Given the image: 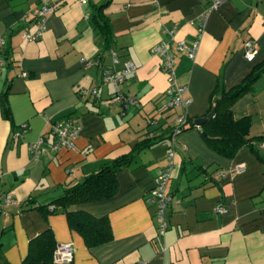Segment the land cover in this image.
<instances>
[{
	"label": "crops",
	"instance_id": "crops-1",
	"mask_svg": "<svg viewBox=\"0 0 264 264\" xmlns=\"http://www.w3.org/2000/svg\"><path fill=\"white\" fill-rule=\"evenodd\" d=\"M39 1L0 0V101L8 111L4 116L0 108V264H18L28 239L45 227L55 243H72L69 264H264L263 159L246 144L224 156L196 126L134 149L144 136L165 135L182 109L163 105L167 81L162 55L152 46L165 44L174 82L185 84L184 111L201 116L221 87L239 82L264 59V0H220L215 7L207 0H47L54 7L30 39L22 33L34 30ZM101 1L107 40L89 19ZM246 38L255 47L251 59L242 55ZM177 40L197 41L191 57L177 49ZM127 63L133 68L117 84L122 98L131 97L126 102L113 97L112 82L101 74ZM230 109L247 116V136H263L251 141L264 157V71ZM66 115L79 124L73 145L52 148L50 124ZM35 141L37 154L29 149ZM170 148V200L158 234L155 204L145 195ZM127 152L132 155L116 168L109 196L67 206L105 215L107 239L87 245L59 207L26 206L48 203L104 160ZM238 162L241 169H230Z\"/></svg>",
	"mask_w": 264,
	"mask_h": 264
},
{
	"label": "trees",
	"instance_id": "trees-1",
	"mask_svg": "<svg viewBox=\"0 0 264 264\" xmlns=\"http://www.w3.org/2000/svg\"><path fill=\"white\" fill-rule=\"evenodd\" d=\"M104 5L105 1L94 4L92 11L89 13V19L98 26V31L102 33L103 39L105 40L106 38L107 40V18L102 11ZM263 71L264 59L252 66L251 70L239 82L226 89L222 87L219 89L210 105V107H213V112L206 120L201 123H194V117L185 115L179 130L188 126H196L202 132L208 146L224 156L232 155L239 145L246 144L259 158L264 160V157L259 156L253 148L251 141L252 138L258 141L263 136H247V116H233L230 109V105L236 97L244 91L253 90L256 78ZM0 108L2 115L6 116L8 111L3 100L0 101ZM173 125L174 121L168 127L165 135L161 131L136 140L134 149L150 145L165 136H171L175 133H173ZM131 155V152H127L104 160L97 169L82 175L72 184L63 187L57 195L49 200L48 203L52 204L51 208L47 207L48 203L30 205L31 201L26 206H35L36 208L49 211L59 207L64 213L68 225L78 230L87 245L105 240L110 236L105 215L93 216L86 211L68 208L67 206L74 202L109 196L115 188L114 172L116 168L125 164ZM54 245L55 241L51 230L49 227H45L28 239L26 252L18 264H69V261L60 262L53 260L52 249Z\"/></svg>",
	"mask_w": 264,
	"mask_h": 264
},
{
	"label": "built area",
	"instance_id": "built-area-1",
	"mask_svg": "<svg viewBox=\"0 0 264 264\" xmlns=\"http://www.w3.org/2000/svg\"><path fill=\"white\" fill-rule=\"evenodd\" d=\"M208 7H215L220 0H207ZM54 7V4L50 3L47 0H40L35 7L33 8V18L35 23V28L32 32H23L27 38H34L36 37L40 31L43 29L44 24V14L48 11H51ZM206 9L201 12L199 15L200 23L203 22L206 16ZM196 40L193 41L191 45H185L181 40L176 41L177 49L182 50L186 56L191 57L193 55L194 49L196 47ZM154 51H159L162 55V59L160 61L161 70L164 72L166 77V86L164 89V93L166 94V99L163 103L164 106H173V105H180L181 111L177 113L174 118V125H173V133L178 131L180 125L183 123L185 119V111L184 107L187 102L186 97L181 96V92L185 87V84H176L174 82L173 76V69H172V58L171 55L167 52L165 48V44L163 42H159L152 46ZM255 53V47L252 44L251 38H246L242 42V55L246 59H251ZM133 66L131 63H127L124 67H122L118 71L104 69L102 71L101 77L103 80L111 81L113 84V97L118 98L120 100L122 95L119 92L117 84L123 79L126 72L132 70ZM93 90V89H92ZM122 98L124 101H129L131 97L124 96ZM25 127L24 123L20 124V130H23ZM79 129V124L77 119L72 115L63 116L57 120H54L50 124V132L53 135V141L51 143L52 148L57 147H70L73 145V139L77 135ZM19 131H16L17 134ZM263 143H264V139ZM38 141L31 143L29 145L30 151L32 153L37 154ZM172 154L173 149L170 148L166 151V163L163 167H161L152 177V184L147 189L146 199L153 201L155 204L154 209V216H155V223H156V232L161 234L166 227L165 218L163 215L164 206L170 200V195L168 192L165 191V183L170 176V171L172 167ZM243 167L242 162H238L232 165L230 169L232 170H239ZM217 175H222V172H218ZM4 201L8 200L7 195L3 197ZM52 204H48V208H51ZM216 210H221L222 207L220 203H216L214 205ZM72 243L70 241H63V242H56L53 249H52V258L55 261H69L70 256L72 253ZM143 260H136L131 264H142Z\"/></svg>",
	"mask_w": 264,
	"mask_h": 264
},
{
	"label": "water",
	"instance_id": "water-1",
	"mask_svg": "<svg viewBox=\"0 0 264 264\" xmlns=\"http://www.w3.org/2000/svg\"><path fill=\"white\" fill-rule=\"evenodd\" d=\"M212 112H213V107H210V109L204 115L194 117L193 118V122L194 123L203 122L204 120H206L212 114Z\"/></svg>",
	"mask_w": 264,
	"mask_h": 264
}]
</instances>
